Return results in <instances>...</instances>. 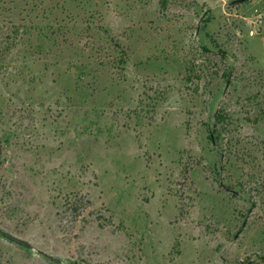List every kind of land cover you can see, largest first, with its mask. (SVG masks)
<instances>
[{
	"label": "rangeland",
	"instance_id": "1",
	"mask_svg": "<svg viewBox=\"0 0 264 264\" xmlns=\"http://www.w3.org/2000/svg\"><path fill=\"white\" fill-rule=\"evenodd\" d=\"M0 264H264V0H0Z\"/></svg>",
	"mask_w": 264,
	"mask_h": 264
},
{
	"label": "water",
	"instance_id": "2",
	"mask_svg": "<svg viewBox=\"0 0 264 264\" xmlns=\"http://www.w3.org/2000/svg\"><path fill=\"white\" fill-rule=\"evenodd\" d=\"M3 233V235H5V236H7V237H9V238H11V239H13V237L11 236V235H9V234H7V233H4V232H2Z\"/></svg>",
	"mask_w": 264,
	"mask_h": 264
},
{
	"label": "trees",
	"instance_id": "3",
	"mask_svg": "<svg viewBox=\"0 0 264 264\" xmlns=\"http://www.w3.org/2000/svg\"><path fill=\"white\" fill-rule=\"evenodd\" d=\"M217 117L219 118L220 117V114H217Z\"/></svg>",
	"mask_w": 264,
	"mask_h": 264
}]
</instances>
